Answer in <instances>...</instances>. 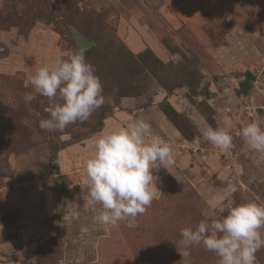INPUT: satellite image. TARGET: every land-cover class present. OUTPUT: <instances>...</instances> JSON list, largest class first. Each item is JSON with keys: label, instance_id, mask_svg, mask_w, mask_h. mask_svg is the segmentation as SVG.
I'll list each match as a JSON object with an SVG mask.
<instances>
[{"label": "rangeland", "instance_id": "374dc122", "mask_svg": "<svg viewBox=\"0 0 264 264\" xmlns=\"http://www.w3.org/2000/svg\"><path fill=\"white\" fill-rule=\"evenodd\" d=\"M0 1V27L16 25L24 32L39 22L42 40L53 45L57 56L79 50L74 34L82 35L89 47L98 46L100 56L88 62L105 98L87 121L48 132L39 128V121L49 116L48 99L37 95L25 104L23 95L33 91L31 86L19 75L0 73V264H217L215 253L202 245L191 246L190 255L182 257L180 230L223 217L229 203L264 205V153L251 150L241 134L250 121L264 127V26L250 43L255 65L241 62L224 74L226 84L218 85L219 77L213 76L215 85L209 88L202 72L218 67L201 48L184 52L172 39L162 0ZM145 32L167 49L169 59L161 61L186 68L178 82L197 89L191 103L184 98L186 88L173 91L183 113L168 120L178 138L156 134L176 147L173 154L190 161L176 175L163 167L154 172L158 191L144 214L102 225L95 220L101 205L89 203L83 162L102 129H114L118 119L129 121V115L143 118L152 111L147 105L160 112L154 101L162 89L158 79L163 81L165 74L140 36ZM132 34L134 48L127 42ZM109 69H127V76L113 78ZM239 69L257 74L247 95L235 93L238 75L245 71ZM171 79L170 87L177 83L176 76ZM101 113L106 117L96 131ZM208 125L226 127L232 147L221 150L203 139L201 130ZM51 144L59 149H50ZM211 197L217 200L209 201ZM256 264H264V248L256 252Z\"/></svg>", "mask_w": 264, "mask_h": 264}, {"label": "clouds", "instance_id": "9594fccd", "mask_svg": "<svg viewBox=\"0 0 264 264\" xmlns=\"http://www.w3.org/2000/svg\"><path fill=\"white\" fill-rule=\"evenodd\" d=\"M28 82L33 91L23 95L25 104L37 95L50 103L48 118L39 121V128L48 132H62L70 124L87 121L105 102L101 81L83 49L37 66ZM201 134L216 148L232 147L226 127L208 125ZM241 134L251 150L264 153V127L258 121L248 122ZM174 162L171 146L143 118L98 134L93 153L83 162L89 203L101 205L95 220L115 226L144 214L158 191L154 172L158 174L161 167L168 170ZM262 229L264 205L229 203L223 217L205 218L180 230L184 248L180 254L188 257L191 246L202 245L215 253L217 264H256V252L264 248Z\"/></svg>", "mask_w": 264, "mask_h": 264}, {"label": "crops", "instance_id": "0c3cea01", "mask_svg": "<svg viewBox=\"0 0 264 264\" xmlns=\"http://www.w3.org/2000/svg\"><path fill=\"white\" fill-rule=\"evenodd\" d=\"M162 2L163 6L160 9L168 29L172 30L170 34L172 39L184 52L201 48L205 58H209L212 65L218 67V69H204L202 72L203 79L210 81V87L215 85L214 81L210 80L213 76L219 77L218 85L226 84L224 79H227L226 75L231 71L229 68L240 65L241 62L255 65L252 60L254 50H251L250 43L253 35L260 34V27L264 26V0H162ZM38 24L39 22H35L24 32L16 25L0 27V73L19 75L23 83L29 86V74L34 72L37 66L50 63L58 54L53 45H48L42 40L45 34L41 33ZM143 34L140 35L142 40L145 41L146 46H150L159 59H169L167 49L156 45L154 41L151 42L150 33ZM133 36L130 35V40L127 36V42L132 43L134 48L136 44L131 40ZM160 90L154 102H160L165 96L163 89ZM175 97L177 98V95L172 93L168 96V100L176 110L182 112L173 100ZM147 108L152 111L142 116L150 123L155 134H163L162 136L173 140L178 138L179 133L166 116L156 110L157 106L151 104L147 105ZM128 118L129 121L118 119L113 124L114 128L124 127L141 117L129 115ZM101 131L103 132V129ZM171 148L173 153H176V147ZM183 156L174 154L175 162L169 166V169L173 170V172L170 170L172 174L180 173L181 171H178L180 166L190 161L188 156L186 157L188 159L183 161ZM216 198L211 197L209 201L213 199L216 201Z\"/></svg>", "mask_w": 264, "mask_h": 264}, {"label": "trees", "instance_id": "16d2710c", "mask_svg": "<svg viewBox=\"0 0 264 264\" xmlns=\"http://www.w3.org/2000/svg\"><path fill=\"white\" fill-rule=\"evenodd\" d=\"M95 44H97V42L95 41ZM150 50V49H148ZM144 51V50H143ZM142 51V52H143ZM151 51V50H150ZM152 52V51H151ZM85 56L87 58V60L91 63H93V61H91L92 59H94L95 57H99L100 53H98V46H91L88 49L84 50ZM154 54V53H153ZM99 55V56H98ZM154 64L155 66L162 71L165 75L164 79H162L164 81L159 80L157 77H155L156 79H158V82L161 83V87L163 89V91L165 92V96L162 98V100L158 103V108L159 110L166 116L167 119L169 120H175L176 117H179L181 113V111H178L174 108V106L170 103V101L168 100V96L171 95L173 93V91L176 88H186V92L189 91V93L187 94L186 92H184V97L187 99L188 102H192L194 96H196L197 93V89H190V87L188 86V84H186L185 86H182L178 80L181 79V76L183 74V68L181 66V64L174 66V64L172 62H168V63H164L163 61H161L155 54H154ZM187 61V59H186ZM188 62V61H187ZM153 63L150 65L151 67L154 65ZM115 66V64H114ZM158 69H155L158 70ZM109 71H111L113 78L117 77V76H123L124 78L127 76L128 70L126 69H109ZM179 72V73H178ZM178 73V74H177ZM176 76L177 77V83L175 85H172L171 87L169 86L172 81H174V79H171L172 76ZM115 76V77H114ZM171 76V77H170ZM255 75L253 72H251L250 70H245L242 73H240L238 75V80H237V87L235 88V93L237 95H247L252 87L253 81H254ZM208 83V82H207ZM200 80H198V85H200ZM208 87L210 88V83L207 84ZM198 87V86H197ZM209 88L208 89H204L203 91L205 92V94L209 93ZM200 90H202V88H200ZM108 113V111H106ZM106 117L105 113L100 115L99 119H98V128L96 131L100 130L102 127V121L104 118ZM175 126L179 129L180 133L182 131V128H180L176 123ZM59 149L58 147H54V145H50V149ZM55 166H57L55 164Z\"/></svg>", "mask_w": 264, "mask_h": 264}, {"label": "water", "instance_id": "95a60500", "mask_svg": "<svg viewBox=\"0 0 264 264\" xmlns=\"http://www.w3.org/2000/svg\"><path fill=\"white\" fill-rule=\"evenodd\" d=\"M75 43L78 49H87L89 48L90 44L86 41V39L80 34H74ZM260 110V109H259Z\"/></svg>", "mask_w": 264, "mask_h": 264}, {"label": "built area", "instance_id": "2783aa9c", "mask_svg": "<svg viewBox=\"0 0 264 264\" xmlns=\"http://www.w3.org/2000/svg\"><path fill=\"white\" fill-rule=\"evenodd\" d=\"M254 75H255V74H254ZM255 76H256V77H255V79H256V78H257V74H256ZM255 79H254V81H256ZM194 150H195V149H194Z\"/></svg>", "mask_w": 264, "mask_h": 264}]
</instances>
